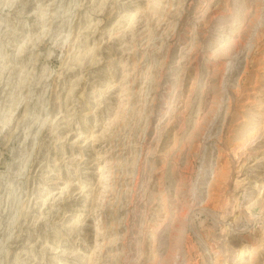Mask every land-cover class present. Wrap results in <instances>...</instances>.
Returning <instances> with one entry per match:
<instances>
[{"label": "rangeland", "instance_id": "rangeland-1", "mask_svg": "<svg viewBox=\"0 0 264 264\" xmlns=\"http://www.w3.org/2000/svg\"><path fill=\"white\" fill-rule=\"evenodd\" d=\"M0 264H264V0H0Z\"/></svg>", "mask_w": 264, "mask_h": 264}, {"label": "bare ground", "instance_id": "bare-ground-1", "mask_svg": "<svg viewBox=\"0 0 264 264\" xmlns=\"http://www.w3.org/2000/svg\"><path fill=\"white\" fill-rule=\"evenodd\" d=\"M224 174V173H223ZM252 232V231H251Z\"/></svg>", "mask_w": 264, "mask_h": 264}]
</instances>
